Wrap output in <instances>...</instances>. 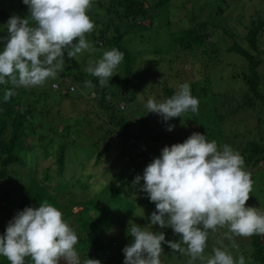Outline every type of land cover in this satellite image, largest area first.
Returning a JSON list of instances; mask_svg holds the SVG:
<instances>
[{"label": "trees", "instance_id": "trees-1", "mask_svg": "<svg viewBox=\"0 0 264 264\" xmlns=\"http://www.w3.org/2000/svg\"><path fill=\"white\" fill-rule=\"evenodd\" d=\"M220 1L222 4H226V0ZM249 1L251 0H242L243 6ZM237 2L240 3L239 0ZM92 3L93 6L88 15L95 22L96 28L90 33L91 36L86 38L93 43L97 51L89 53L87 56L84 52L79 59L78 57L70 59L65 55L64 68L58 73L57 80L53 82L49 80L42 89L37 91H28L22 88L13 89L15 95L7 102L4 101V93L12 86L10 84L0 85V234L5 232L8 222L18 211L29 206L38 207L39 204L47 201L62 211L65 220L76 231L79 240L75 247L81 261L90 258L100 260L101 264H124L123 249L130 245L132 237L129 236L128 241H124L118 237L121 232L110 236L108 234L111 232L109 228L116 222H120L121 219L120 224L123 227L120 228L124 233L126 219L123 213L129 209V206L122 207L123 203L136 204L134 207L140 208L145 205V199L148 198L146 193L138 189L144 183L142 179L139 183L140 186L133 185L137 175L143 176L141 167L145 169L146 161L140 163V157L144 156V151L146 153L149 151L154 152V157L157 158L163 147L184 142L188 137L186 127H191V122H198V126L201 127L207 139L215 140L218 146L222 147L226 144L223 142V131L220 130V123L224 117L248 110L250 112L248 119L250 121L254 119L255 125L252 129L245 128V133L248 135L243 137L242 149L239 153L243 156L244 167L249 168L248 170L252 171L255 167L261 169V171L251 172L253 182L264 181V134L262 131L264 130V109L262 108L264 107V94L260 86L262 78L258 72L260 62L264 57V0H258V3L257 0L252 2L251 9H254H252L254 13L246 19L245 16L239 14L227 18L242 24L244 37L241 38V41L245 42L247 48L241 46L239 42L233 41L236 36L220 25L225 12L220 6L216 5L214 9L209 10L207 19L200 20L202 11H205V8L208 11V7L213 6L212 1L206 5L192 7L187 12L189 27L180 29L177 33L170 32V27H172L170 0H155L152 3L147 0H92ZM180 7H185V3H181L178 8ZM10 17L9 9L0 6V24L6 25ZM217 28H223L224 35L230 38V46L223 44L224 39L222 38H220L221 42L216 41L214 36L217 34L214 29ZM213 37L216 42L211 40ZM2 45L0 44V49ZM100 48L104 50L98 53ZM112 48L123 52L124 60L117 69V75L110 79L109 85L101 87L98 79L85 71L86 65L99 60L104 51ZM199 50L200 54L204 56L205 62L200 61L197 52ZM230 54L240 57L246 64L247 70L240 75L246 90L242 94L241 102L235 100L236 105L228 113L229 115H222L219 113V99L217 100V96L220 95H216L215 92L214 96H211L212 93L208 95L211 92L210 86H202L200 83L204 80L206 84L209 81L211 68L216 67L221 57H228ZM195 62L200 64L197 73L202 77V80L200 81L199 76L191 71L192 83H187L190 84L193 96L200 99L210 97L208 100H199L201 101L199 111L205 118L204 123L199 121L202 116L198 117L197 115L191 121L174 118L167 122V125H175L174 130L169 132L167 125L162 124L161 117L154 113H148L145 103L140 107L139 113L135 110L132 112L147 116L141 121L140 132L135 136L130 134L128 120L123 116L125 108L123 107L122 110L119 108L121 97L126 93L141 92L143 89H147L146 94H150L151 97H155V92L157 93L155 97L157 101L170 98L178 90L179 85L186 81L181 80L176 87L171 86L174 85L171 84V76L159 73L157 66L165 63L168 65L169 71L174 69V66L177 67L178 71L175 77L181 79L182 73L179 70L185 66L194 69ZM143 63H145V72L141 70ZM158 77L160 78L158 79ZM233 77H239V75ZM89 80L95 86L90 89L99 97V110L108 120L101 119L99 123L101 127L96 125L97 129L93 130L96 132L93 134L89 130L84 137L86 141L96 137L90 147H103L111 133L109 130L117 129L118 141L122 143V149L120 151L117 149V153L113 152L109 157L105 153L98 154L94 166L99 164L102 157H106L107 167L95 168V172L88 175L86 179L82 178L81 181L75 177V172H72L71 167L67 169L65 160L67 155H71L67 143H61L65 140L64 134L69 132L74 124L66 123L62 119L56 125L50 126L54 132L55 141L49 146H55L57 152L46 155V159L42 161L45 164H38L41 159L40 155L36 160L35 157L28 158V155L38 152L42 143L46 145L49 136L33 132L29 125L31 121H34L33 114L37 99H41L45 90L50 89V82L58 85L59 93L69 97L71 93L69 88L71 87L74 88L75 92L73 93L79 92L83 96L82 90L89 88L85 83ZM33 91L36 92L35 98L31 94ZM89 94L82 98L87 99ZM120 111L123 112V115H119ZM190 116V112L186 113V119H189ZM147 118L148 121H145ZM49 120L54 121V118ZM81 123L90 128L88 117H84ZM34 125L40 127V123L38 125L35 122ZM101 128L108 131L102 133ZM76 129L73 134L76 133ZM231 136L233 137V135ZM139 142H143L144 145H137ZM86 146H88L87 143L84 147ZM101 151H105V149L103 148ZM145 157H147L146 154ZM116 159L118 161H115ZM51 164L53 166L49 167ZM115 164L119 165L116 167V172L124 169L125 176L118 182L104 184V193L102 192L101 196H98V193L93 194V199L100 197L98 208L96 207L98 203L95 204V201H81V204L77 201H75L77 203L69 201L66 204L65 198L71 194L75 187L86 192L90 183L98 181L100 176L109 173ZM79 168L81 171L84 170L82 167ZM66 177L68 180L65 179ZM66 181H68L66 185H60ZM263 194L261 198H264ZM261 206L260 210L264 211V203ZM75 208L80 211H76ZM83 210L89 218L81 213ZM113 213L117 215H113ZM93 214L94 217H92ZM104 222L106 227H104ZM222 230L224 231V229ZM241 238L244 237H234L235 243L238 244L237 242ZM263 238L264 236L260 235L247 238V242L238 251L231 248V241L227 240L226 244L235 256L244 255L245 264H264ZM175 241L178 239L175 238ZM212 242L217 246L215 239ZM162 247L168 251L166 259L161 260L162 264H188L181 256L173 260V257H176L175 252L167 244H163ZM0 264H9V261L0 256ZM26 264H32L30 257L26 258ZM61 264L64 262L61 261Z\"/></svg>", "mask_w": 264, "mask_h": 264}, {"label": "clouds", "instance_id": "clouds-1", "mask_svg": "<svg viewBox=\"0 0 264 264\" xmlns=\"http://www.w3.org/2000/svg\"><path fill=\"white\" fill-rule=\"evenodd\" d=\"M22 2L29 15H12L5 25L7 35L0 37L4 43L0 51V85L12 86L4 93L5 102L15 95L13 89L43 87L49 80L55 81L63 71L65 55L71 59L97 51L86 38L96 28L88 15L92 0ZM123 60L124 53L112 48L90 62L85 71L106 87ZM51 82L50 89L58 91V85ZM85 83L95 87L90 80ZM69 91L75 92L73 87ZM199 103L185 82L170 98H149L146 108L168 122L188 112L198 113ZM174 128L173 124L167 125L169 132ZM244 164L239 151L227 144L220 147L200 132H193L182 143L163 147L160 156L145 167L143 176L137 175L133 181L138 185L143 180L140 191L147 194L156 210L147 226L129 221L127 233L132 242L123 249L124 264H162L163 244L173 252L188 255V264L197 260L204 264H245L244 255L234 257L223 242L205 256L210 232L227 229L225 237L237 251L234 237L264 236V211L246 206L254 182ZM153 226L171 228L180 239L166 240L165 233L153 230ZM78 240L62 211L44 201L38 207L18 211L8 222L0 234V256L9 264H26L28 257L32 264H101L97 259L81 261L75 247Z\"/></svg>", "mask_w": 264, "mask_h": 264}, {"label": "rangeland", "instance_id": "rangeland-1", "mask_svg": "<svg viewBox=\"0 0 264 264\" xmlns=\"http://www.w3.org/2000/svg\"><path fill=\"white\" fill-rule=\"evenodd\" d=\"M147 1L152 3L155 0H147ZM209 1H212L211 4H213V6L208 7L209 8L208 11H207V8H205L206 9L205 11H202L200 20L207 19L209 10L214 9L216 5L220 6L225 11L224 15L222 16L223 18H221L220 25L223 26L225 30L230 31V33L236 36V38L233 41L239 42L241 46L247 48L245 42L241 41V38L244 37V29L242 27V24L236 23L238 21L235 22L233 19H227V18L234 17L236 14H239L241 16L242 15L245 16V19H246L248 16L254 13L253 12L254 9L253 8H252L253 10L251 9V4L252 2H256V0L255 1L251 0L247 2L245 6H243L242 0H239L240 3L237 2V0H226L225 5L224 3L222 4L220 0H187V1L186 0H170L169 10H170V16H171L170 20H171V26H172L170 27L171 28L170 32L177 33L180 29L188 28L190 23L187 20V12L190 11L192 7L196 8L199 5H206V3L209 4ZM181 3H185V7L178 8ZM257 3H258V0H257ZM0 6L4 8H8L11 16L18 15L21 18H24L29 15L28 8L26 5L23 4L22 0H0ZM176 7L178 9H175ZM222 29L220 28L214 29L215 33L217 34V36H214V37L216 41H219V42H221L220 38L224 39L223 44L230 46L231 45L230 38L224 35V31ZM6 35H7V29L5 25L1 23L0 24V37L6 36ZM88 36H91V34H88L87 37ZM214 37L211 38V40L213 42H216L214 41ZM0 44H3L0 49V51H2L4 47L3 41H0ZM101 50H104V49L100 48L98 50V53H100ZM197 52H198V57L200 58V61L205 62V58L203 55L200 54V50ZM88 54L89 52H85V56H87ZM80 55L81 54H78L77 56L78 59ZM88 66H89V63L86 65V67ZM157 67H159V70H158L159 73H164V74L166 73V75L169 74L171 76V79H172L171 84H174L171 86L176 87L179 81L181 80L192 83V79L190 78V73L192 71V73H195L198 75L197 70L200 69V64L195 62L194 69L191 68L190 66H185L181 68L179 70L182 73L180 75L181 79H178L177 77H175V74L178 71L177 67L174 66V69H172L171 71H169L170 69L168 68V65L165 63L159 64ZM141 70L145 72V63H143ZM246 70H247L246 64L240 59V57L234 54H230L228 55V57H221V60L220 62L217 63L216 67L211 68L210 74H209V81H207L206 84L204 83L205 82L204 80L201 81L202 77L198 75L201 81L200 84L202 86L204 85L210 86L211 92L208 95L212 93L211 96L212 95L214 96V92L216 95H220V96H217V100L219 99V105H218L219 113H221L222 115L224 114L229 115L228 113L236 105L235 100H238L239 102H241L242 94L245 92L246 89H245L244 84L241 81L240 75L242 73H245ZM258 72L260 73V76L262 78L260 81V86L264 94V57H262V62H260ZM237 75H239V77H233ZM159 78L160 77H158V79ZM55 80H57V78ZM65 83L68 84V82H65ZM40 88L42 89L43 87L28 88V89L22 88V89L28 90V91L30 90L37 91ZM93 92L94 91H92L90 88H86L82 90L83 96H86L87 94L90 93L87 96V99L86 98L83 99L82 98L83 96L79 92L70 93L69 97H65L58 91H52L50 89L45 90V94L42 96V98L37 99L35 113L33 114L34 121L30 122L29 127L33 130V132L44 133L48 135L49 138L47 140L46 145L42 143L39 151L29 154L28 158L35 157V160H36L40 155L41 159L39 160L38 164H45V162H42V161L43 159H46L45 158L46 155L50 153L56 154L57 148H55V146H49L51 143L55 141L54 132L50 126L56 125L58 122H60L63 119L66 123L69 122V123L74 124V126L70 129V131L64 134L65 140L61 142L62 144H64L65 142L67 143V147L71 155V156L67 155L66 160H65L67 169L71 167L72 172H75V177L79 178L82 181V178L86 179L88 175H90L92 172H95L96 171L95 168L107 167L106 157H102L99 164L97 166H94V162L97 159V155L100 153H105L109 157L110 154H112L113 152L117 153V149H119V151L122 149V143L118 141L119 133L117 129L113 131L109 130V132L111 133L108 135L107 141L103 147L102 146H96L95 148L90 147V145L96 140V137H92L90 141H86L84 136L87 133V131L90 130L89 132L90 133L93 132L94 134L96 131H93V130L97 129L96 125H98L99 128L101 127L99 125L100 120L101 119H104L105 121L108 120L103 117V113L99 110V105H98L99 97L96 96ZM146 92H147V89L146 90L143 89L141 92L135 91L134 93L133 92L126 93L125 96L121 97V104L119 105V108L123 106L125 108V111H123L124 113L120 111L119 115L124 114L123 116L128 120L127 123H129V126H128L129 132L130 134L134 136L140 132V124H141L142 119L147 117L143 114H138L139 110H141L140 107H142V105H145V103H147V100L149 98H155L157 96L156 92H155V97L149 96L150 94L148 93L146 94ZM31 94L33 98L36 97V92L33 91ZM208 98L206 97V98H202V99L198 98V99L203 101L205 99L208 100ZM259 106L262 107L261 105ZM262 108L264 109V107ZM133 110H135V112H138V113L133 114L132 113ZM196 115L198 117L202 116L200 111H198V113H195V114L191 113V116L189 119H186V114H185L183 119L186 121L187 120L191 121L193 117H195ZM249 116H250V112L248 110H244V111L238 112L237 114H230L229 116L224 117V119L220 123L221 125L220 130L221 132L223 131L222 133V136L224 138L223 142H225L227 145H230L234 150L241 151L242 149L241 144L243 142V137L248 135V133H245V128L252 129L253 126L255 125L254 119L250 121L248 119ZM84 117L89 118L90 128L83 126V124L81 123V120L84 119ZM51 118H54V121H50L49 119ZM145 121H148V118ZM199 121L200 123L203 124L205 121V118H203L202 116L201 119H199ZM35 122L38 123V125L40 123V127L35 126L34 125ZM162 124L167 125V122H164L162 120ZM190 126L191 127H188V126L186 127L187 129L186 134L188 135V137L193 132H200L201 134H203L201 127L198 126V122H191ZM75 129H76V133L73 134ZM101 130H102V133L104 131H108L107 129H104V128H101ZM262 131L264 134V130ZM231 135H233V137ZM84 142L87 143L88 146L84 147L85 146ZM137 145H144V144L143 142H139ZM103 148L105 149V151H101ZM144 152L147 157H145V154H144L143 157L142 156L140 157L139 162L143 163L144 161H146V165H145L146 167L156 157H154L155 155L154 152H149V151L148 153H146V151ZM115 161H118V159H116ZM52 166L53 165L51 164L49 167H52ZM75 166L82 167L84 170L81 171L79 167H75ZM117 166L119 165L115 164L114 167L110 169L109 173H107L104 176H100L98 178V181L96 180L95 182L90 183L89 189L86 192H82V190L79 189V187H75L70 195L65 194V195H69L65 198L66 204H68L69 201H74L71 203L78 202L79 204H81V201L82 202L95 201V204L98 203L96 205V207L98 208V205L100 204V199H99L100 197L98 196H101L100 194L102 192L104 193L103 185L106 183L118 182L122 178H124L123 176H125V173L123 174L124 169L116 172ZM244 168L249 173H251L252 171L253 172L261 171V169H257V167L253 168L252 171L251 169L248 170L249 168L247 167H244ZM141 169L144 171V167H141ZM65 173L67 174V171ZM65 179L68 180L67 177ZM67 183L68 181H66L65 183H60V185L64 186ZM135 186H140V185L138 184ZM94 193H98V196H97L98 198L96 199L92 198ZM262 193H264V181L260 183L254 182L253 190L250 193L251 196H250V199L247 201L246 206H254L259 209L262 208L261 205L264 203V198H261ZM60 199H62V197H60ZM122 205H123L122 207L129 206V209L127 211H124L123 213L124 218L126 219L125 227H124L125 230L123 229L124 233H122V228H120V227H123L120 224V222L122 221L121 219L120 222H116L115 224H113L112 227L109 228L110 229L109 231L111 232H109L108 236H110L111 234H115L116 232L117 233L121 232V234L118 237L124 241H128V237L130 236L127 233V229L129 227V221L131 220L134 223L140 225L141 227L147 226L150 224V216L152 212L155 211L156 209H155V204L152 203L149 198L145 199V205H143L140 208L139 207L135 208L134 205L136 206V204L129 205V204L123 203ZM143 207H145V209H143ZM77 210L80 211L79 209H76V211ZM112 211L114 212V210ZM81 213L84 214L86 217H88L85 214V210L81 211ZM113 215H117V214L113 213ZM92 217H94V214L92 215ZM104 227H106L105 222H104ZM153 230L163 231L165 233L166 240L175 241V238H177L178 240L180 239V237L178 238V235L174 234L171 228L159 229L158 226H153ZM226 231L227 229H224V231L222 229L221 230L219 229L218 231L214 233L210 232V236L207 241L208 246L205 249L206 257L212 254V249L214 247L220 246L218 242H223L224 245H227L226 242L228 239H226L225 237ZM213 239L217 241L216 242L217 246L213 244L212 242ZM246 242H247V238L239 239L237 242L238 243L237 245L239 246L238 250ZM262 242H264V238L262 239ZM182 246L186 247L184 245ZM167 252L168 251L164 249V253L161 255V260L166 259L165 257H166ZM175 256L176 257H173V260H175L176 258L180 256L182 259H184V262L186 261L188 262L190 259L188 255L181 254L179 252H175ZM234 257H238V256L234 255ZM193 263L204 264V262L199 261V260L194 261Z\"/></svg>", "mask_w": 264, "mask_h": 264}, {"label": "built area", "instance_id": "built-area-1", "mask_svg": "<svg viewBox=\"0 0 264 264\" xmlns=\"http://www.w3.org/2000/svg\"><path fill=\"white\" fill-rule=\"evenodd\" d=\"M53 88H56L57 86L55 84L52 85Z\"/></svg>", "mask_w": 264, "mask_h": 264}]
</instances>
